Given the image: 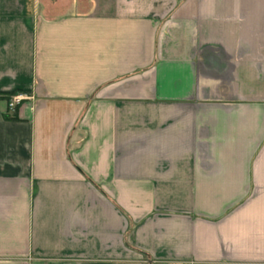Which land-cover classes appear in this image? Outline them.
I'll return each instance as SVG.
<instances>
[{
  "label": "crops",
  "instance_id": "0c3cea01",
  "mask_svg": "<svg viewBox=\"0 0 264 264\" xmlns=\"http://www.w3.org/2000/svg\"><path fill=\"white\" fill-rule=\"evenodd\" d=\"M0 264H264V0H0Z\"/></svg>",
  "mask_w": 264,
  "mask_h": 264
},
{
  "label": "built area",
  "instance_id": "2783aa9c",
  "mask_svg": "<svg viewBox=\"0 0 264 264\" xmlns=\"http://www.w3.org/2000/svg\"><path fill=\"white\" fill-rule=\"evenodd\" d=\"M26 97L24 94H16L12 101L9 103V107L11 110H14L17 106H19L23 101H25Z\"/></svg>",
  "mask_w": 264,
  "mask_h": 264
}]
</instances>
